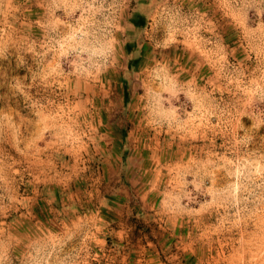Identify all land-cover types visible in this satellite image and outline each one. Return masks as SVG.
<instances>
[{"label": "rangeland", "instance_id": "374dc122", "mask_svg": "<svg viewBox=\"0 0 264 264\" xmlns=\"http://www.w3.org/2000/svg\"><path fill=\"white\" fill-rule=\"evenodd\" d=\"M0 264H264V0H0Z\"/></svg>", "mask_w": 264, "mask_h": 264}]
</instances>
